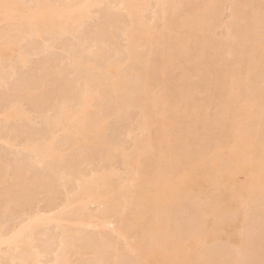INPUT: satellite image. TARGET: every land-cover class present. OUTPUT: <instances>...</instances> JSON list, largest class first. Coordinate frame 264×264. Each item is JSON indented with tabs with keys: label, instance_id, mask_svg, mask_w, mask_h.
I'll return each mask as SVG.
<instances>
[{
	"label": "bare ground",
	"instance_id": "1",
	"mask_svg": "<svg viewBox=\"0 0 264 264\" xmlns=\"http://www.w3.org/2000/svg\"><path fill=\"white\" fill-rule=\"evenodd\" d=\"M35 1L29 6L21 0H0V20L14 25L13 28L11 24L12 31L10 29L11 32H8L10 34L0 38V58H10L17 54L21 61L26 60L21 42L29 37L42 38L45 33H49V36L52 33L62 35L57 37L60 38L65 34L78 33L83 22L90 17H88L90 10L100 0ZM220 1L158 0L159 7L154 11L153 16L157 19L160 14L163 17L170 14L171 24L156 31L150 25L152 23L142 19L147 9L150 10L152 0H118V4L115 3L114 7L117 10H126L132 24H137L139 27H133V30H130L132 29L130 27L128 34L126 33L125 61L122 57L119 58L122 61L113 57L116 61L109 59L107 63L104 62L105 67L101 65L105 71L101 70L107 75H102L100 68L96 67L97 64L90 62L92 60L85 61L87 58L83 59L81 49L78 50L72 46L76 56L74 58L72 55L75 54L69 52L72 56L70 59L74 60L71 61L73 65L71 67L74 72H79L77 74L80 78L78 79L77 75V81H75L79 83L81 79L84 80L83 83L80 81L82 90L81 88L79 90L82 91L81 100L83 101L80 107L79 104L77 105L78 108L61 103L62 106L60 108L58 106L56 112L54 111L56 117L53 122L66 126L65 122L70 118L79 119L80 125L75 126L77 128L75 130H79L77 131L79 136L82 133L87 135L82 138L86 142L85 145L88 143V148L95 147L102 150L106 158H112L113 154H120L130 172L129 182L118 181L111 185L108 184L109 179L106 175H99L93 178V182L100 186L92 193L93 187H90L94 185L92 182L90 185L92 180H88V184L85 182L87 180L85 173L77 174L75 176L76 178L78 176L79 182L78 188L76 187L78 190H75L77 194L75 192V196L68 195L67 199H69L62 205L63 210L58 207L59 210L54 212L55 215L53 210H50L52 214L48 213V215L38 210L36 214L27 216L29 221H25L26 225L23 223L22 227L20 223V230L11 231L7 236L2 230L5 236L0 232V248L6 245L9 247L10 243L15 244L14 240L17 241L18 238L20 242V238H24L25 233L35 225L50 224V222L59 225L61 222L65 223L68 220L63 219V214L66 212L65 216L70 209H76V205L84 207L98 202L104 203L105 206L112 205L114 208L123 202V205L131 206L132 204L137 208L131 225L125 224L128 220L125 212L118 213L122 224L118 220L121 226L118 228L117 225L115 231L119 238L126 241L128 249L133 253L130 261L132 264H264V0H235L233 3L237 23L233 20L234 24L232 23L228 30L230 36L228 35L227 59H223L224 45L206 37V34L215 27ZM238 26L239 30L235 29ZM174 31L179 36V33H184L186 38L181 37V40L176 43H167L170 39L172 40L171 33ZM98 50H90L89 53L95 56ZM122 52H120L121 55ZM117 53L120 55L119 52ZM84 55L86 56L85 53ZM236 55L237 59H234ZM208 58L216 60L218 65L222 64L224 70L211 77L204 76L202 83L199 84L206 87L212 99L206 111L210 112L213 109L216 114L214 120H207L210 129L203 132L205 126L199 119L201 112L192 86L184 84L182 87L176 82L164 85L160 82L159 75L165 74L168 64L176 71L182 69L183 61L190 59L200 63ZM136 62L143 67L128 68V64L133 65ZM95 69L100 70L101 76L107 77L108 82L112 80L109 82L112 86L110 84L108 86L112 88V96H110L116 104L112 105L114 101L108 95L109 92L106 94L109 87L105 93L102 92L101 86L105 82L103 80V83L98 82L99 80L95 77L98 72L94 75L92 73ZM195 71L198 75H202L200 69L195 68ZM1 78L2 76L0 81L3 80ZM184 78L186 77H180V79ZM130 80L138 82V86L135 83L137 88L131 85ZM158 86H162L160 91ZM170 93L176 100L173 104L168 101ZM105 94L113 101H110V105H116L113 107V110L114 108L116 110L112 111V119H122V116L126 115L127 108L130 109L133 106H136L133 108H139L141 119L138 126L141 131L138 130L142 135L136 141L135 153L130 154L123 143L112 140L111 142L110 139L101 135L107 127L111 126L108 125L111 109L105 110L106 114L109 112L108 119L103 114L105 112L101 110L103 104L102 108L98 107L100 105L98 103L104 102ZM10 108L6 110L9 119L20 118L23 115L20 107ZM170 112H173V115ZM127 113L128 116L129 112ZM50 119L53 120V117ZM188 119L189 122H187ZM53 122L51 121L52 124ZM69 126L67 128L71 132V126L70 128ZM129 133L133 134L130 131ZM131 134H128L129 137ZM77 140L81 142L80 138ZM51 143L42 147L43 144L41 142L39 144L38 141V144L42 146L29 148V145L27 148L34 152V156L37 155L36 160L39 159L38 157L51 156L53 160L58 157V150L54 151L55 148L52 149ZM31 157L34 158L32 154ZM45 160L47 161V159L43 161ZM63 162L59 161L62 164ZM43 164L47 167V163ZM63 172L61 174L64 175L65 171ZM73 177L74 175L71 176ZM52 189L54 190L50 187L51 191ZM132 189L136 190V196L128 199L129 191ZM49 191L48 193L51 192ZM54 193L57 192L54 190ZM70 196L73 198L70 199ZM24 205L23 207L27 210ZM25 210L21 208V211ZM25 213L28 214L26 211ZM179 213L186 214V218L177 221L175 216ZM80 215L77 216L83 219L84 216ZM79 218L77 217L76 222L74 221L76 217L72 219V222L78 224L76 226H94V221L92 224L87 217H85L87 220H79ZM144 219H147V222L140 226L138 222ZM173 220L174 223H172ZM111 223L108 222L107 226ZM107 226L105 225L104 228ZM113 229L115 230V227ZM8 236L10 237L6 238ZM26 238L19 245L20 256H16L21 257L19 260L24 264H38L41 261L40 257H43V255L39 257L41 250L38 251L36 247H33L32 238L28 237L31 241L28 239L26 241ZM65 239L64 243L67 241L69 244V240L65 241ZM68 244H65V248ZM35 248L38 252H34ZM61 254H58L60 258ZM14 257L12 258L18 259ZM64 258L54 261L56 264H69V260L66 259L68 257ZM50 263L53 264V261ZM97 263L102 264V261L99 260Z\"/></svg>",
	"mask_w": 264,
	"mask_h": 264
},
{
	"label": "rangeland",
	"instance_id": "2",
	"mask_svg": "<svg viewBox=\"0 0 264 264\" xmlns=\"http://www.w3.org/2000/svg\"><path fill=\"white\" fill-rule=\"evenodd\" d=\"M21 1H24L23 3H26V5H29L30 3L32 5L33 2H36L35 0ZM100 1L98 2L100 4L97 3L96 6H94L92 10H90L91 13L89 12L90 15L88 14V17H90L83 22L80 29H78V33L65 34L63 35V37L60 38L57 37L62 35L58 36V34L54 35L52 33H50L51 36L48 35L49 33H45L46 35H42V38L29 37L26 38L27 40H22L21 42V48L23 50L22 52L26 54V60L21 61V58H18L19 56L17 54L12 55L11 57L9 56L10 58H0V76H2L1 79H3L0 81V228H2L0 232L3 233V231H5L6 236L11 231L13 232L16 230H20V223L22 227L23 223L24 225H26L29 221V217L27 216H32L36 214L38 210H40L41 213L45 212L44 214L47 215L48 213L52 212L50 210H53V215H55V210H59L60 208L61 210H63L62 205L65 200L69 199H67V197H69L68 195L72 196V194H74L75 192L77 194V191H75L78 190L77 188L79 185V182L77 180L78 176L77 178L75 177L77 174L80 175V173L82 172L85 173L87 177V180H85L86 178L84 177L85 182L89 184V181L92 180L90 181V185L91 182L94 183L93 178H95L96 176L98 177L99 175H106L109 179L108 184L111 185L116 184L118 181H120L121 183H127V181L129 182L128 179L130 176V172L124 165L123 158L120 154H113L112 158H106L102 154V150L95 147H91L92 149H90L87 147L88 143L85 145L86 142L83 141L82 138L84 136L87 137V135L82 133L84 135L80 134L81 136H79L77 134V131L79 130H75V126L80 125L79 119L77 120L76 118H70V120L65 122L66 126H60L57 123L55 124L53 122L55 121L54 119L56 117L54 115L56 114V108L58 106V108H60V106H62L61 103L63 105H66L67 103L68 106L71 104V107L78 108V106H81L80 104H82L83 101V99L81 100V97H83V94L81 93L82 91L80 92L79 90L81 88V82L83 83L84 80L82 81L81 79V82H76V76L79 72H74V69L72 68L73 65L71 61L73 60V58H70L72 56H76V54L74 53L75 50L72 51V49H81L80 53L83 55L84 53L86 54V56L82 55L83 59L84 57L88 59L87 60L85 58V61L92 60L90 61L91 63L95 62L97 66L95 64L94 65L97 68H100V70L102 69L103 71H105L103 69V67H105L106 65H104V62L107 63L108 61L113 59V57H115L116 59H121L122 57V60L126 58V53L124 49L125 46H127L126 33L128 34L130 27H132V29L130 30H133V27H139L137 24H132L131 20L128 18L129 14H127L128 12L126 10H117L114 7L115 3L118 4V0H116V2L115 0H102L101 2ZM157 1L158 0H152L151 6H149L150 10L147 9V13H143L144 15L142 19L148 23H152L150 24L152 28L156 31H160L162 27L169 26L171 24V16L170 14H167L163 17V15L160 14L158 15L157 19L155 16H153L154 11L157 10L159 7V3ZM233 3H235V0L220 1L215 27H213V30L210 33L206 34V37H209L215 41H219L221 44L224 45L222 54L225 57L223 59L228 58L227 51L229 50V44L227 43L229 41L228 35L230 36L228 30L236 17V15L234 16L235 13L233 11ZM235 23H237L236 20ZM11 24L6 21L3 22L2 20H0V38L5 37L3 35L10 34L8 32L12 31ZM235 29L239 30V26ZM175 32L176 31H174V33H171L172 40L170 39V41H168L167 43H176L181 40V37L186 38L184 33H179V36L178 33ZM78 43L80 44V48ZM91 47L92 49L95 48L93 50H100H98V57L97 55L92 56V54L89 53L90 50L93 51ZM69 52H72L75 55L71 56ZM77 52L79 53V51ZM101 52L103 54H101ZM117 52H122L123 54L121 55L120 53V56ZM87 54L90 57L92 56L91 59L90 57H88ZM186 57L187 56H185V58ZM115 58L113 59L114 61H116ZM120 59L119 61H122ZM234 59H237V55ZM128 65V68L132 66L136 68L143 67V65L139 64L138 62L134 63L133 65ZM181 67L182 69L175 71L173 68L171 69L170 65L168 64L167 71L165 72V74L159 75L160 82L164 85H170L173 82H176L177 85H180L182 87H184V84H189L190 86H192L194 93L197 95L196 103L198 109L201 112V114L199 115V119L204 123L205 126V130H203V132L208 131L210 127L208 126L207 120H214L216 114L213 109L210 110V112L206 111V109L212 103V99L209 96L206 87H204V85L200 86L199 84L202 83V78L204 76L211 77L212 75H216L218 72L223 71L224 67L222 64L218 65L217 61L213 58L202 60L200 63L194 62L193 60L189 59L188 61H183L181 63ZM13 68L15 70H13ZM195 68L200 69L202 75H198V73L195 71ZM96 70L98 69H95L92 73L93 75L95 74V72L99 73H97V76L95 74V77L99 80L97 81L99 83H103V81L105 82L102 84V86H104H101V90H103L102 92L105 93V91L109 87V91L107 90L106 94H108L109 92L108 95L112 96V88L110 89L112 83H109L112 80L108 82L107 77L101 76L103 71L101 70V73L100 70ZM102 75L107 74L105 72ZM74 77L76 79H73ZM101 77H103L104 79ZM180 77L186 78L180 79ZM79 78L80 77L78 75V79ZM130 81L131 85L134 87L136 86V84L137 86L139 85L138 82L132 80ZM78 84L80 86H75ZM109 84L110 86H108ZM78 87L79 89H77ZM161 88L162 86H158L159 91L161 90ZM76 89L78 90V92L76 91ZM106 94L105 98H107H104V102L102 101L101 103H98L100 105H97L100 108L103 107L101 110L105 112L103 113L105 118L110 117V119L108 118L110 122H108V125L111 126L107 127L106 130L101 133V135L107 139H110L109 141L112 140L113 142L123 143L126 151L131 154L135 151L134 147L136 146V141L142 135V133L140 132L141 130L138 126V123H140L139 119H141V112L139 108H133L136 107L133 106L130 107V109L127 108L126 111L129 112L128 116V113L125 112L126 115H123L122 119L119 118L118 120H115L114 117V119H112V111L115 112L116 110V108H114L113 110V107H116V105H112L116 103L113 97L110 96L111 99L114 101V103L110 105V101L112 100L109 99L110 97L108 98ZM136 97L139 98V96ZM136 97L135 99H137ZM63 101L65 104L63 103ZM168 101L171 104L176 102L175 98L171 96V93L168 98ZM107 102L109 105L107 104ZM73 103L74 105H72ZM15 106H17L18 108L20 107L19 109L23 111V115H21L20 118L15 117L14 119L12 117L11 119H9L6 110L11 109L10 107L15 108ZM108 108L109 111L111 109V112H108L110 115L108 113L106 114L105 111H108ZM170 114L173 115V112H170ZM107 115L109 116L107 117ZM52 117L53 120L50 119ZM51 121L55 125L52 124ZM69 121L70 123H68ZM189 121L190 120L188 119L187 122ZM48 123L50 124V126ZM56 125L58 126L54 127ZM69 125L73 130L70 128ZM67 126H69L71 132L69 131ZM52 128H54L53 131ZM67 131L69 133H67ZM129 131L133 134L129 133ZM128 134H131V137H129ZM77 138H80V143ZM50 139L53 140L51 141ZM45 140L48 143L55 141L53 142V144L51 143L52 149L54 147V151L58 150V157L55 158L62 159L63 157V160L60 159L59 161H64L65 163H59L58 159L57 163L56 159L54 158L53 160L55 161H53L51 159L52 156L49 157L50 159L45 157H38L39 159L37 158L38 160H36L35 156L37 157V155L34 156V152H31L29 148L38 146L40 142L43 144V146L42 144L39 146L44 147L45 144H48L47 142H45ZM27 146H29V148H27ZM27 152H29L30 154H28ZM31 154L34 158L31 157ZM40 158L42 159L40 160ZM44 159H47V161H43ZM40 161L45 164L47 163V167ZM49 162H55L56 164L52 163L50 165ZM51 167L53 171L51 170ZM43 169L45 170V173L47 171L48 172L45 174ZM63 171H65L64 175L61 174V172ZM69 175H74V177L71 178V176ZM60 177L64 179H61ZM74 178L76 179V182ZM71 181H73L74 183H71ZM97 184L98 183H94V185L92 184V186H90L93 187L92 193L97 191V188L100 186ZM50 187L54 188L57 193L53 194L54 190L52 189L51 191ZM106 189L108 188L106 187ZM106 189L104 190L106 191ZM49 190L52 192L53 196L56 195L54 199H52L53 196H51L52 194ZM132 190V193L131 191H129L128 199H130L131 196H136V190ZM48 191L50 193H48ZM71 196L70 199L73 198ZM73 196H75V194ZM21 199H23V202L21 201ZM92 204L86 205L87 207H82L81 205H79L81 206L79 207L78 205H76V209H70V211H68L69 213L67 212V214L64 216V214L66 213L65 212L62 217L63 219L65 218V221L67 219L69 222H61L60 224L62 226L56 224L55 222H50V224L46 223L44 225L39 224L35 225V227H33L32 229H29V232L27 231V233H25V236L23 237H27L26 241L28 237L32 238V241L31 239H28V241H31L34 245L31 242L30 243L33 245V247H36L38 251L41 250V254H39V257L41 255H43V257H40L41 259L39 260H41V263L39 262L38 264H51L50 262L52 261L54 264V262L60 258V255L58 256V254H61L63 249L66 255L62 253L61 258H66L67 256L68 258L66 259L69 260V264H98L97 262H99V260L102 261V264H132L130 261L133 256V253L128 249L126 241L123 240V238H119L115 231L117 229V225L118 228L119 226H121V220H119L120 215L118 213L125 212L126 217L128 218L125 224L131 225L133 223L132 219L137 213V208L132 204L131 206L127 203H124L127 205H123V202L120 206L114 208L112 205L105 206L104 203L101 204L97 202L95 204L94 202V205ZM23 205L26 206L27 210H25V207H23ZM21 208L25 210L28 214L30 210H35L36 212L31 213L30 211L31 215H28L25 213V211H21ZM123 208H125V210H123ZM80 214L84 216L83 219H80L79 216H77ZM185 215L186 214L184 213L176 214L175 219L177 221H180L182 220V218H186ZM75 217V222L77 220V217L79 218V220L88 219L89 221L90 219V221H92V224L94 221V226H86V228L79 225L80 227H78L76 226L78 224H75L74 221L72 222V219ZM85 217H87V219ZM24 218L27 219L24 220ZM25 221L27 222L25 223ZM106 221L113 223H111L110 226L108 225L110 228L107 226L108 222L106 223ZM146 222L147 219H144L140 220L138 224L142 226ZM172 223H174V220L172 221ZM105 225L107 226V229L104 228ZM114 227L115 230L113 229ZM10 236L6 238H9ZM21 238L20 242L18 241V238L17 241L16 239L14 240L15 244L11 245L10 243L9 247H7L6 245L0 248L2 251V255L0 254V264H24L23 261L20 262L19 260L21 259V257L16 256H20L21 250L19 245H21V241H25L24 238ZM64 238H66L65 241L69 240V244L67 243V241L66 243H64ZM63 243L64 245H62ZM65 244H68L67 248H65ZM59 246L63 247L60 248ZM17 247L19 248L18 250ZM36 248L34 249V252H38ZM46 248H48V250H46ZM59 248L62 250H60ZM63 255L65 256L63 257ZM14 256H16L18 259H13L12 257Z\"/></svg>",
	"mask_w": 264,
	"mask_h": 264
}]
</instances>
